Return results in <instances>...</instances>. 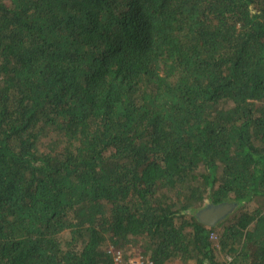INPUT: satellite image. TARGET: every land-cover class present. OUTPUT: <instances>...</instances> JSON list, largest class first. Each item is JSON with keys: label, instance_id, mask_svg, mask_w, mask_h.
I'll list each match as a JSON object with an SVG mask.
<instances>
[{"label": "trees", "instance_id": "1", "mask_svg": "<svg viewBox=\"0 0 264 264\" xmlns=\"http://www.w3.org/2000/svg\"><path fill=\"white\" fill-rule=\"evenodd\" d=\"M113 251L264 264V0H0V264Z\"/></svg>", "mask_w": 264, "mask_h": 264}, {"label": "water", "instance_id": "2", "mask_svg": "<svg viewBox=\"0 0 264 264\" xmlns=\"http://www.w3.org/2000/svg\"><path fill=\"white\" fill-rule=\"evenodd\" d=\"M236 206L232 204L208 205L198 212V217L208 225H215L224 219Z\"/></svg>", "mask_w": 264, "mask_h": 264}, {"label": "built area", "instance_id": "3", "mask_svg": "<svg viewBox=\"0 0 264 264\" xmlns=\"http://www.w3.org/2000/svg\"><path fill=\"white\" fill-rule=\"evenodd\" d=\"M114 264H154L149 257L141 254L126 256L123 251H113Z\"/></svg>", "mask_w": 264, "mask_h": 264}, {"label": "flooded vegetation", "instance_id": "4", "mask_svg": "<svg viewBox=\"0 0 264 264\" xmlns=\"http://www.w3.org/2000/svg\"><path fill=\"white\" fill-rule=\"evenodd\" d=\"M206 208V207H205Z\"/></svg>", "mask_w": 264, "mask_h": 264}]
</instances>
